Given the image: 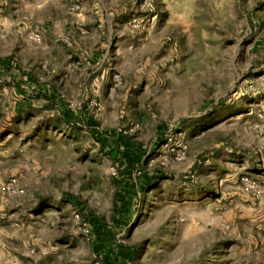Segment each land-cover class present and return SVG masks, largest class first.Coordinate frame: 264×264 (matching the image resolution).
Wrapping results in <instances>:
<instances>
[{
	"label": "rangeland",
	"instance_id": "rangeland-1",
	"mask_svg": "<svg viewBox=\"0 0 264 264\" xmlns=\"http://www.w3.org/2000/svg\"><path fill=\"white\" fill-rule=\"evenodd\" d=\"M91 1L0 0V264H264V0H113L85 75Z\"/></svg>",
	"mask_w": 264,
	"mask_h": 264
},
{
	"label": "crops",
	"instance_id": "crops-1",
	"mask_svg": "<svg viewBox=\"0 0 264 264\" xmlns=\"http://www.w3.org/2000/svg\"><path fill=\"white\" fill-rule=\"evenodd\" d=\"M5 3L6 0H5ZM3 5V4H2ZM113 8V0L106 2L103 0H92L91 2H88L84 4L82 7V13H77V16L74 17L70 16L67 18V15H59L57 18H61L60 23L62 25H67L70 21V23L73 22L74 18H76L78 21H81L85 26L86 23L89 22H95V24H90L86 28L88 29L87 33H74V35H71L72 38H76V41L78 42L77 46V52L73 53L76 55L77 60H79V64L82 66V72L85 73V75H88V70L96 67L99 65V67H104V72L109 73L110 67L113 65V54H109L108 49L105 52H100L101 47H105L104 45H100L97 48H95V44L90 45V54L86 53L87 44L94 41L97 42V40L103 38V35L107 36V41L110 42L111 38L113 37V20H110V26L109 31L107 34H104L102 29V24H96L98 23V19L101 20V18L96 17L95 15H100L101 9H108ZM97 10V11H96ZM111 18L113 17V13H111ZM70 33V32H68ZM103 49V48H102ZM102 51V50H101ZM16 63L14 60H11L10 58H1L0 59V75H6L8 74L7 78H14L17 79L18 70L15 68ZM10 75V76H9ZM21 74H19L20 76ZM24 77H29L28 73ZM104 77V76H103ZM66 82H69V80H65ZM28 83H30L28 81ZM32 88L36 87L35 84L30 83L29 84ZM20 87H23V85H20Z\"/></svg>",
	"mask_w": 264,
	"mask_h": 264
},
{
	"label": "trees",
	"instance_id": "trees-1",
	"mask_svg": "<svg viewBox=\"0 0 264 264\" xmlns=\"http://www.w3.org/2000/svg\"><path fill=\"white\" fill-rule=\"evenodd\" d=\"M128 158H130V160H136L139 158V154H132L129 155ZM133 188L128 187L127 191H125V194H129L130 196H133ZM125 199H127L124 202V207H129L131 204V199L128 197H124ZM96 219H93L92 222L94 223L95 227L97 228V239H98V247L99 249H103L104 245L106 244V242H108L110 239H112L113 235L112 233L105 231L100 224L96 223ZM118 256L119 259L121 260H129L131 259L134 255H135V249L134 248H128V247H121L118 251Z\"/></svg>",
	"mask_w": 264,
	"mask_h": 264
},
{
	"label": "built area",
	"instance_id": "built-area-1",
	"mask_svg": "<svg viewBox=\"0 0 264 264\" xmlns=\"http://www.w3.org/2000/svg\"><path fill=\"white\" fill-rule=\"evenodd\" d=\"M74 8L75 9H78L80 8L78 4L74 5ZM176 159L177 160H182L185 156V152L184 151H176ZM117 171L115 168H113V175H116ZM242 181H243V186H244V189L246 191H251V190H255L256 189V182L253 180V179H250L249 177H244L242 178ZM9 187L10 188H14L16 189V180L15 179H12L9 183ZM20 191L18 188L16 189V192Z\"/></svg>",
	"mask_w": 264,
	"mask_h": 264
}]
</instances>
